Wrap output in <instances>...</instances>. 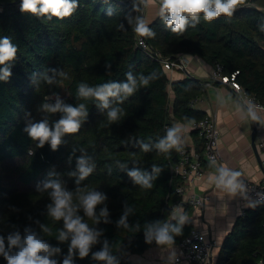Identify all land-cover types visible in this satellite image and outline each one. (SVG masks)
<instances>
[{
	"label": "trees",
	"instance_id": "1",
	"mask_svg": "<svg viewBox=\"0 0 264 264\" xmlns=\"http://www.w3.org/2000/svg\"><path fill=\"white\" fill-rule=\"evenodd\" d=\"M72 15L59 19L21 11V0H0V39L16 47L15 57L0 64V238L4 253L15 255L19 246H9V237L27 235L49 246L46 255L54 264H107L94 258L107 249L113 264H137L131 258L158 244L155 234L167 227L171 245L181 243L195 227L192 220L180 223L174 205L181 200L185 214L192 205L177 187L184 183L172 166L181 160L180 146L161 148L173 119L200 120L206 113L194 106L205 92L198 78L171 79L162 62L150 58L138 45L135 31L142 16L143 0H75ZM195 25V26H193ZM144 36L164 56L193 54L223 74L239 71L236 79L249 94L264 101V0H244L231 17L208 22L191 17L185 30L173 32L159 15L146 26ZM131 94L122 90L109 96L107 105L79 94L88 88L131 84ZM65 90V91H64ZM52 96H61L58 102ZM79 107L85 115L79 131L64 134L55 149L50 141L40 146L30 137L31 125L55 124L65 115L48 107ZM117 110V118L108 113ZM203 154L205 141L196 131ZM91 169L81 178L80 162ZM204 167L210 163L203 159ZM136 172L140 182L130 175ZM147 181V185L143 183ZM57 183L71 196L74 218H81L96 233L88 255L69 248L73 234L64 220L50 215ZM99 193L93 217L86 215L80 198ZM106 212V215H101ZM124 219V224H121ZM180 228V234L172 231ZM47 229V231H45ZM66 238L61 240L60 233ZM151 232V238L149 233ZM264 263V202L246 209L221 245L217 264ZM0 264H8L0 253ZM196 264V263H194Z\"/></svg>",
	"mask_w": 264,
	"mask_h": 264
},
{
	"label": "crops",
	"instance_id": "2",
	"mask_svg": "<svg viewBox=\"0 0 264 264\" xmlns=\"http://www.w3.org/2000/svg\"><path fill=\"white\" fill-rule=\"evenodd\" d=\"M142 8L143 21L147 26L160 15V0H143ZM190 57L189 73L205 85L204 94L195 101L194 106L206 114L215 115L221 134L222 162L218 166H209L202 178L186 184L184 200H188L192 194L207 193L210 199L206 201L205 206L199 208L192 205V213L189 215L184 213L183 208L177 212L184 216L185 220L191 219L195 227L217 241L211 259L206 263L217 264L225 238L234 228L244 209L253 207L240 199L243 192L240 179L249 178L264 185V150L259 147V143L264 142V109L244 104L229 82L221 79L212 80L213 66L199 56ZM169 76L171 79H182L189 75L184 70H169ZM173 127L180 149L190 154L197 153L202 145L191 122L173 119ZM221 168L240 173L237 182L241 187L236 192L218 186L217 178ZM177 253L176 245L156 246L143 254L132 255L131 258L137 264H168Z\"/></svg>",
	"mask_w": 264,
	"mask_h": 264
},
{
	"label": "clouds",
	"instance_id": "3",
	"mask_svg": "<svg viewBox=\"0 0 264 264\" xmlns=\"http://www.w3.org/2000/svg\"><path fill=\"white\" fill-rule=\"evenodd\" d=\"M244 0H160V15L165 18V23L171 27L173 32L181 33L185 30L188 24L189 17L193 21L198 22L202 14L205 21L211 22L221 15L231 17L236 10L237 6L242 4ZM77 4L75 0H21V11L30 12L36 15H47L49 18L57 17L63 19L72 15L76 9ZM195 26V25H193ZM137 34L142 36H151L153 33L146 27L144 21H140L135 29ZM16 47L12 45L10 40L5 37L0 39V64L12 60L16 55ZM10 73L5 68L3 76L0 79L7 78ZM131 84L120 85H105L98 88H88L81 84L79 86V94L82 97H94L97 100L104 102L107 105L109 96L117 95V92L122 90L127 94H131L135 82L129 76ZM49 111L56 112L62 111L65 115L55 124L54 130H51L47 122H40L31 125L26 129L30 137L34 140H39L40 146L45 142H49L51 147L55 149L60 143V138L64 134H74L79 131L80 119L86 114L84 105L79 107L61 106L57 103L55 107H48ZM110 120L117 118V110H112L108 113ZM255 118V116H253ZM176 130H169L166 141L162 142L160 147L167 148L177 144ZM79 171L81 178L86 177L91 169L84 166V162H80ZM220 174L217 178L218 186H223L230 192H236L241 185L237 182V177L240 176L239 172H230L227 169L221 168ZM131 176L140 182V177L136 172L130 173ZM147 185V181H143ZM45 187L53 189L51 195L53 198V206H50L49 212L55 220H64V227L68 233H72L71 246L69 248V255L73 249L79 250V255L84 258L88 255L90 245L95 243L96 233L91 231L89 227L81 222V218L76 216L74 218V207L71 204V196L65 192L62 187L57 183L47 184ZM104 197L99 193H89L80 198L81 204L87 216L93 217L96 205L103 201ZM101 215H106L102 212ZM184 216L180 217V223L183 224ZM121 224H124V219H121ZM47 231V229H45ZM173 232L180 234V228H173ZM61 240L66 238L65 232L60 233ZM151 238V232L149 233ZM155 240L158 244L171 245L173 238L169 235L167 227L159 230L155 234ZM9 246H19L20 250L15 255H8L4 253V241L0 238V253H3L8 264H54L46 255L41 253H48L49 246L29 234L21 245L20 236L9 237ZM95 259L106 261L107 264H113V258L108 255L107 249L95 253ZM64 264H69V260H65Z\"/></svg>",
	"mask_w": 264,
	"mask_h": 264
},
{
	"label": "built area",
	"instance_id": "4",
	"mask_svg": "<svg viewBox=\"0 0 264 264\" xmlns=\"http://www.w3.org/2000/svg\"><path fill=\"white\" fill-rule=\"evenodd\" d=\"M125 2V0H120ZM138 45L150 58L158 59L162 62L167 70H184L188 71L191 65V55L193 54H179L175 57L164 56L158 50H155L149 45L144 36H138ZM223 66L218 63L213 67L212 80L221 79L224 82H229L232 87L238 92L239 98L246 105H254L260 109H264V101L258 99L255 95L249 94L245 91L242 84L236 79L239 71L232 75L223 74ZM200 98V97H199ZM198 99V98H197ZM196 99V100H197ZM195 100V101H196ZM194 101V103H195ZM193 128L198 131V134L205 141V150L203 154H190L186 150L180 149L181 160L172 166L173 173L181 176L184 183L177 187L179 193L184 195L186 184L196 179H200L205 175L206 168L204 167L203 159L208 161L211 166H218L222 162V154L220 149V130L218 128L217 119L215 115L206 114L200 120L191 121ZM175 129L174 127L172 130ZM259 147L264 150V142L259 143ZM264 170V159H263ZM243 192L240 199L251 206H257L264 202V185L249 178H241ZM210 199V195L192 194L188 197L190 203L201 208L205 206L206 201ZM182 208V202L179 200L175 205V210ZM247 209V208H246ZM243 211V215L246 213ZM217 245V241L208 237L200 228L194 227L190 234L177 245L178 253L172 262L168 264H180L186 262L189 264H206L210 261L212 250ZM259 264H264L260 261Z\"/></svg>",
	"mask_w": 264,
	"mask_h": 264
},
{
	"label": "rangeland",
	"instance_id": "5",
	"mask_svg": "<svg viewBox=\"0 0 264 264\" xmlns=\"http://www.w3.org/2000/svg\"><path fill=\"white\" fill-rule=\"evenodd\" d=\"M65 91V90H64ZM61 98V96H52V101H54L55 103L59 101V99Z\"/></svg>",
	"mask_w": 264,
	"mask_h": 264
},
{
	"label": "water",
	"instance_id": "6",
	"mask_svg": "<svg viewBox=\"0 0 264 264\" xmlns=\"http://www.w3.org/2000/svg\"><path fill=\"white\" fill-rule=\"evenodd\" d=\"M143 20H144V18H143V16H141L140 21H143ZM187 74L189 75V77L191 76V74L189 73V71H187ZM253 137L255 138V132L253 133ZM253 144H254V146H256V143L255 142Z\"/></svg>",
	"mask_w": 264,
	"mask_h": 264
}]
</instances>
